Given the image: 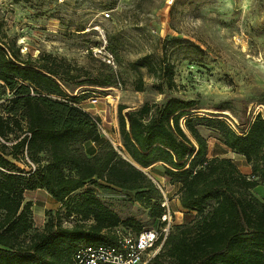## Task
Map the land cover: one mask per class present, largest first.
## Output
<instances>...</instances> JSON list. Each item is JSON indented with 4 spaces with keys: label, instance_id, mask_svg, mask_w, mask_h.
Returning <instances> with one entry per match:
<instances>
[{
    "label": "trees",
    "instance_id": "16d2710c",
    "mask_svg": "<svg viewBox=\"0 0 264 264\" xmlns=\"http://www.w3.org/2000/svg\"><path fill=\"white\" fill-rule=\"evenodd\" d=\"M6 38L0 20V81L13 92L6 116L0 114V264H77L80 244L112 242V229L119 226L139 233L140 224L122 222L92 190L80 197L74 193L87 182L135 192V200L157 222L165 209L163 194L149 175L154 173L179 183L182 207L197 214L193 222L173 226L150 264H165V259L174 264H264V202L251 192L264 182L261 112L244 132L223 118L193 115V100L173 98L155 112L145 103L124 113L122 105L120 153L101 136L99 119L77 105L89 93L70 96L66 89L114 86L116 74L107 70L93 77L51 55L24 58ZM163 71L170 85L173 67L165 63ZM143 85L139 78L136 90L142 92ZM202 126L216 130L224 146L243 155L253 177L242 174L231 158H210ZM12 133L15 140L8 145ZM87 144L99 147L89 154ZM21 161L31 169L15 163ZM38 189L64 208L66 221L76 220L73 225L51 216L30 234L33 203L25 193Z\"/></svg>",
    "mask_w": 264,
    "mask_h": 264
},
{
    "label": "rangeland",
    "instance_id": "374dc122",
    "mask_svg": "<svg viewBox=\"0 0 264 264\" xmlns=\"http://www.w3.org/2000/svg\"><path fill=\"white\" fill-rule=\"evenodd\" d=\"M0 20L6 42L24 58L51 55L93 77L107 70L116 74L114 86L66 89L70 96L89 93L77 104L88 112L103 106L104 116L94 115L101 118L100 134L120 153L122 105L127 107L124 113L145 103L155 112L173 98L193 100V115L223 118L244 132L257 113L264 116V0H0ZM165 63L174 71L170 85ZM139 78L144 82L142 92L136 90ZM12 97L13 92L0 83V114L6 116ZM199 130L208 139L210 158H231L242 174L253 177L245 157L224 146L216 130L203 126ZM14 140L15 134H9L8 145ZM98 147L87 144L85 150L91 154ZM15 163L31 169L23 161ZM155 168L163 171L160 165ZM149 175L168 200L173 226L193 222L197 213L179 205L181 185L159 173ZM88 190L122 222L132 219L143 228L157 223L149 217V208L135 200V192L87 182L74 196ZM251 192L264 202V182ZM25 200L33 203L31 235L51 216L63 218L66 226L76 221H66L64 208L46 190L28 191ZM211 207L212 203L207 210ZM164 263L174 264L171 259Z\"/></svg>",
    "mask_w": 264,
    "mask_h": 264
},
{
    "label": "built area",
    "instance_id": "2783aa9c",
    "mask_svg": "<svg viewBox=\"0 0 264 264\" xmlns=\"http://www.w3.org/2000/svg\"><path fill=\"white\" fill-rule=\"evenodd\" d=\"M105 16L110 17V14L106 13ZM96 102L97 99H92V103ZM161 206L165 211L153 227L143 228L139 233L117 227L112 232L115 235L112 242L98 245L80 244L75 255L76 263L150 264L162 251L173 228V216L168 200H163Z\"/></svg>",
    "mask_w": 264,
    "mask_h": 264
},
{
    "label": "crops",
    "instance_id": "0c3cea01",
    "mask_svg": "<svg viewBox=\"0 0 264 264\" xmlns=\"http://www.w3.org/2000/svg\"><path fill=\"white\" fill-rule=\"evenodd\" d=\"M94 94V93H93ZM97 100H98V98H97ZM99 101V100H98ZM83 102V101H82ZM81 102V103H82ZM79 106H81L82 107V104H80ZM84 109V108H83ZM86 112H88L89 110L88 109H84ZM92 111H94V112H88L91 116H93V117H95L94 115H100V116H104V112H105V110H104V108H103V106L102 105H99V107H97L96 109H94V110H92ZM98 119H99V121H100V123H101V118L99 117V116H96ZM38 190H41V189H38ZM28 192V191H27ZM31 192V191H30ZM179 205H180V208L181 209H184L183 207H182V205H181V202H179ZM185 210V209H184Z\"/></svg>",
    "mask_w": 264,
    "mask_h": 264
},
{
    "label": "water",
    "instance_id": "95a60500",
    "mask_svg": "<svg viewBox=\"0 0 264 264\" xmlns=\"http://www.w3.org/2000/svg\"><path fill=\"white\" fill-rule=\"evenodd\" d=\"M139 167V166H138ZM141 168V167H140ZM143 170L145 171L146 169L143 168Z\"/></svg>",
    "mask_w": 264,
    "mask_h": 264
},
{
    "label": "bare ground",
    "instance_id": "6f19581e",
    "mask_svg": "<svg viewBox=\"0 0 264 264\" xmlns=\"http://www.w3.org/2000/svg\"><path fill=\"white\" fill-rule=\"evenodd\" d=\"M227 112V111H226ZM228 114V113H227Z\"/></svg>",
    "mask_w": 264,
    "mask_h": 264
}]
</instances>
